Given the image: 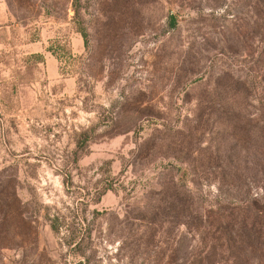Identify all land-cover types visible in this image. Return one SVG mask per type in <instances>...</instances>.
I'll return each mask as SVG.
<instances>
[{
    "label": "rangeland",
    "instance_id": "1",
    "mask_svg": "<svg viewBox=\"0 0 264 264\" xmlns=\"http://www.w3.org/2000/svg\"><path fill=\"white\" fill-rule=\"evenodd\" d=\"M263 176L264 0H0V264H264Z\"/></svg>",
    "mask_w": 264,
    "mask_h": 264
},
{
    "label": "trees",
    "instance_id": "2",
    "mask_svg": "<svg viewBox=\"0 0 264 264\" xmlns=\"http://www.w3.org/2000/svg\"><path fill=\"white\" fill-rule=\"evenodd\" d=\"M82 34H83V36H84L85 40H87L88 32H87V31H85V30H83V31H82ZM262 179L264 180V176H263V178H262ZM263 213H264V211H263ZM53 228H55V227L53 226Z\"/></svg>",
    "mask_w": 264,
    "mask_h": 264
}]
</instances>
